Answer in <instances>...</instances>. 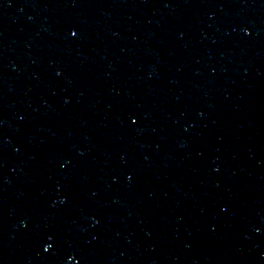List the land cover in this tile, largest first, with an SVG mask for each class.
Instances as JSON below:
<instances>
[{"label": "water", "instance_id": "1", "mask_svg": "<svg viewBox=\"0 0 264 264\" xmlns=\"http://www.w3.org/2000/svg\"><path fill=\"white\" fill-rule=\"evenodd\" d=\"M0 185L24 264H264V0H0Z\"/></svg>", "mask_w": 264, "mask_h": 264}, {"label": "snow or ice", "instance_id": "2", "mask_svg": "<svg viewBox=\"0 0 264 264\" xmlns=\"http://www.w3.org/2000/svg\"><path fill=\"white\" fill-rule=\"evenodd\" d=\"M72 35H73V36H75V35H76V33H72Z\"/></svg>", "mask_w": 264, "mask_h": 264}]
</instances>
